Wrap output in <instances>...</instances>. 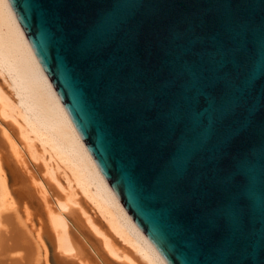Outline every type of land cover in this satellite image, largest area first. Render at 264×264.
<instances>
[{
  "label": "water",
  "instance_id": "water-1",
  "mask_svg": "<svg viewBox=\"0 0 264 264\" xmlns=\"http://www.w3.org/2000/svg\"><path fill=\"white\" fill-rule=\"evenodd\" d=\"M9 2L166 262L264 264V0Z\"/></svg>",
  "mask_w": 264,
  "mask_h": 264
},
{
  "label": "bare ground",
  "instance_id": "bare-ground-1",
  "mask_svg": "<svg viewBox=\"0 0 264 264\" xmlns=\"http://www.w3.org/2000/svg\"><path fill=\"white\" fill-rule=\"evenodd\" d=\"M0 264H168L99 169L9 0H0Z\"/></svg>",
  "mask_w": 264,
  "mask_h": 264
},
{
  "label": "rangeland",
  "instance_id": "rangeland-1",
  "mask_svg": "<svg viewBox=\"0 0 264 264\" xmlns=\"http://www.w3.org/2000/svg\"><path fill=\"white\" fill-rule=\"evenodd\" d=\"M86 208H87V210H88V209H89V206L86 205ZM89 211L91 212L92 210H89Z\"/></svg>",
  "mask_w": 264,
  "mask_h": 264
}]
</instances>
